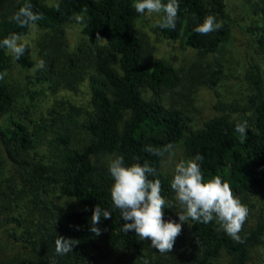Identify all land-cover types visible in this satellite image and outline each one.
I'll return each instance as SVG.
<instances>
[{
    "label": "trees",
    "instance_id": "obj_1",
    "mask_svg": "<svg viewBox=\"0 0 264 264\" xmlns=\"http://www.w3.org/2000/svg\"><path fill=\"white\" fill-rule=\"evenodd\" d=\"M243 1L253 20L240 29L264 56V0ZM25 3L43 17L36 22L44 33L34 52L45 67L34 69L37 62L27 50L16 61L34 69V82L53 100L19 109V98L6 77L0 80V264H251L252 259L264 264V65L251 57L244 74L245 94L217 103L218 115L194 128L188 114L162 98L181 78L171 62L146 53L138 22L147 12L137 13L134 0H0V40L13 32L29 34L31 29L12 19ZM179 3L176 28L159 27L160 14L156 31L210 58L212 70L205 84L216 88L226 76L227 55L234 50L226 0ZM81 13L87 44L70 49L61 28ZM209 14L222 27L207 35L195 32ZM9 65L8 51L0 47V73ZM83 81L89 91L87 105L58 97V92L72 91ZM242 122L247 123L245 135L235 130ZM169 143L181 149L184 160L203 155L206 178L221 175L230 182L249 209L240 233L243 242L234 241L215 219L182 223L173 249L164 254L151 247L150 239L140 240L135 230L124 233L129 221L123 220L110 196L114 181L108 165L118 155L126 164L139 157L140 163L156 168L157 176L149 179L161 180L167 202L164 217L181 223L183 207L170 186L175 168L164 165L168 153L146 150ZM66 199L74 200L73 210L62 205ZM97 205L112 212L111 219L102 218L99 236L89 230ZM58 236L79 244L59 255L54 243Z\"/></svg>",
    "mask_w": 264,
    "mask_h": 264
},
{
    "label": "clouds",
    "instance_id": "obj_2",
    "mask_svg": "<svg viewBox=\"0 0 264 264\" xmlns=\"http://www.w3.org/2000/svg\"><path fill=\"white\" fill-rule=\"evenodd\" d=\"M137 13L161 14L159 27L163 29H175L180 9L179 0H134L132 5ZM59 9V5L56 6ZM86 12V10H85ZM12 19L21 28L32 29L36 22L43 19L42 15L33 11L30 3H25L15 13ZM77 23L84 22V14H74ZM222 23L217 21L213 14L204 17L203 22L197 25L195 32L207 35L219 30ZM97 39L104 40L97 35ZM0 47L7 49L15 60H19L27 50L24 37L13 32L0 40ZM45 67V62L40 60L37 68ZM5 73H0V80ZM235 130L241 135L246 134L247 123H237ZM174 145L169 143L160 148L146 146V150L154 155L163 156L164 153L171 154ZM137 162L126 164L123 156L118 155L109 160V171L113 178L110 188L112 205L120 210L125 221L124 233L135 230L140 240L150 239L151 247L158 249L161 254L169 253L174 246L175 240L182 231V223L189 219L208 224L214 219L220 224L223 231L236 242H243L240 233L247 220L249 209L241 202L233 192L230 182L221 175L206 178L203 174L201 164L204 156L196 154L187 160H181L175 165L174 175L170 182L171 189L176 194V199L183 207L179 211V221L164 220V208L166 200L162 196V184L156 177L157 170L149 163H140L139 157H134ZM111 219L112 212L102 209L97 205L91 217L90 231L96 236L102 234L99 227L101 220ZM79 230V226H73ZM56 253L66 255L73 251L79 244V240L58 236L55 240ZM145 264L148 261L145 260Z\"/></svg>",
    "mask_w": 264,
    "mask_h": 264
},
{
    "label": "rangeland",
    "instance_id": "obj_3",
    "mask_svg": "<svg viewBox=\"0 0 264 264\" xmlns=\"http://www.w3.org/2000/svg\"><path fill=\"white\" fill-rule=\"evenodd\" d=\"M43 1L52 4L56 0ZM226 4L228 16L233 24L231 42L234 50L231 55H227L226 76L216 88H210L205 84V78L212 70L210 58L203 57L190 48L184 49L180 42L167 40L157 33L156 26L160 14L147 13V16L138 22L146 53L171 62L181 78L176 89L163 93L162 98H165V104L174 105L188 114L193 120L194 128L201 127L205 121L218 115V110L215 108L217 103L238 99L242 94H245L244 74L251 57L255 59V62L258 61L264 65V56L256 52L257 49L250 45L248 37L240 29L253 20L248 6L243 0H226ZM82 28L83 23H77L75 19L61 28L63 39L70 49L86 46L87 40L82 34ZM43 33L42 30L35 27L24 36L27 51L31 52L32 59L37 62V65L39 58L34 52V47L41 40ZM8 54L10 65L6 70L5 77L10 88L19 98L17 104L19 109L25 110L28 104L41 99L44 100V104H49L53 100V95L45 88L44 92H41L42 86L35 83L32 78L37 65L32 70L24 69L11 53L8 52ZM58 93V97L68 96L79 105H87L89 102V91L85 81L77 84L72 91ZM181 160H184L181 149L173 148V152L167 154L164 165L171 170ZM62 201L64 207L70 210L74 209L73 199ZM164 220L167 221L165 217ZM251 264H256L254 259Z\"/></svg>",
    "mask_w": 264,
    "mask_h": 264
}]
</instances>
